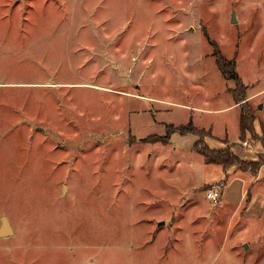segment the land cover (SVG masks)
<instances>
[{
	"label": "rangeland",
	"instance_id": "374dc122",
	"mask_svg": "<svg viewBox=\"0 0 264 264\" xmlns=\"http://www.w3.org/2000/svg\"><path fill=\"white\" fill-rule=\"evenodd\" d=\"M189 120L264 162V0H0V264H264V166Z\"/></svg>",
	"mask_w": 264,
	"mask_h": 264
},
{
	"label": "trees",
	"instance_id": "16d2710c",
	"mask_svg": "<svg viewBox=\"0 0 264 264\" xmlns=\"http://www.w3.org/2000/svg\"><path fill=\"white\" fill-rule=\"evenodd\" d=\"M215 55V63L219 68L221 76L223 78L229 79L232 78L235 80V88L231 89V93H233L234 103L238 104V106H242L247 102L248 95L245 92V87L238 78L236 73V63L233 58H225L218 49L214 51ZM255 117L253 113H249L248 111L241 110L239 116V139L244 140L247 133L254 140L258 139L256 137L254 131V121ZM174 132H178L181 135H185L187 133H192L200 137V140L195 142L194 149L203 156L205 162L207 164H218L221 166L223 171L228 172L231 168L236 171H241L244 173H250L251 175L257 176L259 173L261 166L264 165V162L260 160H245L241 158L238 154L233 151V148L236 144L228 143L227 139L223 141V146L211 148L204 142H202V138L205 136L210 137L211 131L205 130V128H198L193 125L192 121H187L185 124H168L166 125V134L163 139H169L170 135Z\"/></svg>",
	"mask_w": 264,
	"mask_h": 264
},
{
	"label": "built area",
	"instance_id": "2783aa9c",
	"mask_svg": "<svg viewBox=\"0 0 264 264\" xmlns=\"http://www.w3.org/2000/svg\"><path fill=\"white\" fill-rule=\"evenodd\" d=\"M221 194L222 190L219 187H212L206 191L205 196L207 200L217 204L220 201Z\"/></svg>",
	"mask_w": 264,
	"mask_h": 264
},
{
	"label": "water",
	"instance_id": "95a60500",
	"mask_svg": "<svg viewBox=\"0 0 264 264\" xmlns=\"http://www.w3.org/2000/svg\"><path fill=\"white\" fill-rule=\"evenodd\" d=\"M231 18H232V22H236V17H235V15H234L233 12H232V14H231ZM5 223L7 224L6 219L3 218V226L1 227L0 235H6V233H7V234L10 233V231H6L7 228L4 227V224H5ZM5 229H6V230H5Z\"/></svg>",
	"mask_w": 264,
	"mask_h": 264
},
{
	"label": "crops",
	"instance_id": "0c3cea01",
	"mask_svg": "<svg viewBox=\"0 0 264 264\" xmlns=\"http://www.w3.org/2000/svg\"><path fill=\"white\" fill-rule=\"evenodd\" d=\"M251 96H252V95L250 94V97H251ZM251 98H252V97H251ZM233 104H235L234 101H233V103H232L231 105H233ZM210 131H211V130H210ZM211 136H212V135H211ZM218 139H219V138H218ZM220 139H221V141H222V140L224 141L226 138L223 137V138H220ZM227 141H228V139H227ZM246 142H247V141H246ZM228 143H229V142H228ZM222 146H223V144H222ZM259 147H260V146H259L258 143H257V145H256L257 153L260 152L261 150L264 151V149H262V148H264V142H262V146L260 147L261 150L258 149ZM255 152H256V151H255ZM256 157H257V155H256ZM255 160H257V159L255 158ZM262 166H264V165H262ZM262 166H261V167H262ZM239 172H241V171H239ZM259 172H260V171H259ZM242 173H244V172H242ZM244 174H246V173H244ZM247 174H250V173L247 172ZM258 174H259V173H258ZM258 174H257V175H258ZM250 175H251V174H250ZM0 216H1V215H0ZM8 219H9V218H8ZM0 230H1V226H0Z\"/></svg>",
	"mask_w": 264,
	"mask_h": 264
},
{
	"label": "bare ground",
	"instance_id": "6f19581e",
	"mask_svg": "<svg viewBox=\"0 0 264 264\" xmlns=\"http://www.w3.org/2000/svg\"><path fill=\"white\" fill-rule=\"evenodd\" d=\"M4 227L7 228V224L6 223L4 224Z\"/></svg>",
	"mask_w": 264,
	"mask_h": 264
}]
</instances>
